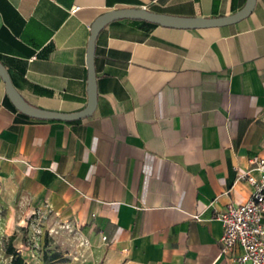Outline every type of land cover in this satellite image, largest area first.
<instances>
[{
  "label": "crops",
  "instance_id": "obj_1",
  "mask_svg": "<svg viewBox=\"0 0 264 264\" xmlns=\"http://www.w3.org/2000/svg\"><path fill=\"white\" fill-rule=\"evenodd\" d=\"M247 1L0 0V60L31 105L76 112L102 14L215 18ZM95 69L96 108L73 121L23 113L0 76V212L26 202L70 223L88 264H239L216 214L249 200L238 172L264 158V0L222 26L113 20Z\"/></svg>",
  "mask_w": 264,
  "mask_h": 264
},
{
  "label": "rangeland",
  "instance_id": "obj_2",
  "mask_svg": "<svg viewBox=\"0 0 264 264\" xmlns=\"http://www.w3.org/2000/svg\"><path fill=\"white\" fill-rule=\"evenodd\" d=\"M0 264H10L6 254L10 240L27 264H88L87 254L74 231L62 228L45 210L20 203L0 212Z\"/></svg>",
  "mask_w": 264,
  "mask_h": 264
},
{
  "label": "water",
  "instance_id": "obj_3",
  "mask_svg": "<svg viewBox=\"0 0 264 264\" xmlns=\"http://www.w3.org/2000/svg\"><path fill=\"white\" fill-rule=\"evenodd\" d=\"M257 0H248L246 5L238 12L215 18H203V17H181L173 16L163 13H156L146 8H125L108 11L102 14L96 19L92 25V35L90 38L88 49V69H89V96L88 105L76 112H61L38 108L31 105L21 95L18 89L13 84L11 76L0 60V76L5 82L6 92L13 102V104L23 113L39 119H57L65 121H73L82 118H86L94 112L97 104V88H96V69H95V51L96 40L100 31L111 21L117 19H141L152 23H156L162 26L193 29V28H205L213 26H222L240 21L246 18L254 9Z\"/></svg>",
  "mask_w": 264,
  "mask_h": 264
},
{
  "label": "built area",
  "instance_id": "obj_4",
  "mask_svg": "<svg viewBox=\"0 0 264 264\" xmlns=\"http://www.w3.org/2000/svg\"><path fill=\"white\" fill-rule=\"evenodd\" d=\"M251 164L237 175L238 181L252 186L249 200L240 204L229 203L216 214V218L224 227L220 239L222 255L236 256L239 264H264V158H255ZM194 218L202 220L200 215H194ZM62 228L74 231L70 223H63ZM77 238L80 246L87 244L86 239ZM238 250L241 251L239 254Z\"/></svg>",
  "mask_w": 264,
  "mask_h": 264
},
{
  "label": "trees",
  "instance_id": "obj_5",
  "mask_svg": "<svg viewBox=\"0 0 264 264\" xmlns=\"http://www.w3.org/2000/svg\"><path fill=\"white\" fill-rule=\"evenodd\" d=\"M6 254L11 257L10 264H27L25 258L19 249L14 246L12 240L9 241L6 247Z\"/></svg>",
  "mask_w": 264,
  "mask_h": 264
}]
</instances>
